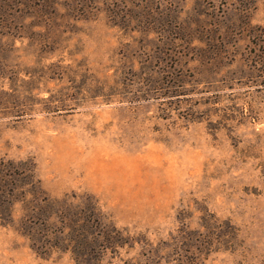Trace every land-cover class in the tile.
Returning a JSON list of instances; mask_svg holds the SVG:
<instances>
[{
	"label": "rangeland",
	"instance_id": "374dc122",
	"mask_svg": "<svg viewBox=\"0 0 264 264\" xmlns=\"http://www.w3.org/2000/svg\"><path fill=\"white\" fill-rule=\"evenodd\" d=\"M0 158L138 240L102 264H264V0H0Z\"/></svg>",
	"mask_w": 264,
	"mask_h": 264
},
{
	"label": "trees",
	"instance_id": "16d2710c",
	"mask_svg": "<svg viewBox=\"0 0 264 264\" xmlns=\"http://www.w3.org/2000/svg\"><path fill=\"white\" fill-rule=\"evenodd\" d=\"M34 168L32 161L0 158V223L26 236L38 256L68 253L74 264H102L107 254L138 243L105 219L91 196L51 197Z\"/></svg>",
	"mask_w": 264,
	"mask_h": 264
}]
</instances>
